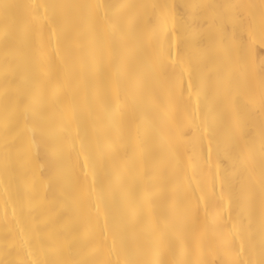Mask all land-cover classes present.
<instances>
[{
	"label": "bare ground",
	"instance_id": "6f19581e",
	"mask_svg": "<svg viewBox=\"0 0 264 264\" xmlns=\"http://www.w3.org/2000/svg\"><path fill=\"white\" fill-rule=\"evenodd\" d=\"M0 264H264V0H0Z\"/></svg>",
	"mask_w": 264,
	"mask_h": 264
}]
</instances>
